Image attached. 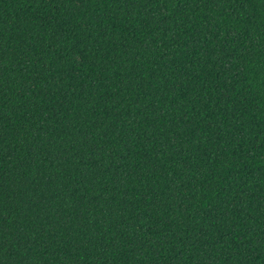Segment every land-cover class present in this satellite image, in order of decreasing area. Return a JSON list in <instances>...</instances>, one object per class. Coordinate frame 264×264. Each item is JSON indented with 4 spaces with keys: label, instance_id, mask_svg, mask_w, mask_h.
Masks as SVG:
<instances>
[{
    "label": "trees",
    "instance_id": "16d2710c",
    "mask_svg": "<svg viewBox=\"0 0 264 264\" xmlns=\"http://www.w3.org/2000/svg\"><path fill=\"white\" fill-rule=\"evenodd\" d=\"M0 264H264V0H0Z\"/></svg>",
    "mask_w": 264,
    "mask_h": 264
}]
</instances>
